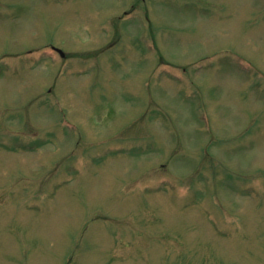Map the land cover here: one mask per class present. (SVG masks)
<instances>
[{
    "label": "rangeland",
    "instance_id": "1",
    "mask_svg": "<svg viewBox=\"0 0 264 264\" xmlns=\"http://www.w3.org/2000/svg\"><path fill=\"white\" fill-rule=\"evenodd\" d=\"M0 264H264V0H0Z\"/></svg>",
    "mask_w": 264,
    "mask_h": 264
}]
</instances>
